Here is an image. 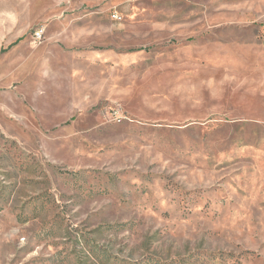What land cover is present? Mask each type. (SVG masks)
<instances>
[{
    "label": "rangeland",
    "instance_id": "obj_1",
    "mask_svg": "<svg viewBox=\"0 0 264 264\" xmlns=\"http://www.w3.org/2000/svg\"><path fill=\"white\" fill-rule=\"evenodd\" d=\"M21 6L0 51V264H264V0ZM63 24L94 37L62 43L74 57L104 56L54 64Z\"/></svg>",
    "mask_w": 264,
    "mask_h": 264
},
{
    "label": "crops",
    "instance_id": "obj_2",
    "mask_svg": "<svg viewBox=\"0 0 264 264\" xmlns=\"http://www.w3.org/2000/svg\"><path fill=\"white\" fill-rule=\"evenodd\" d=\"M99 1L101 2L102 0H86V2L90 4H92V2L96 3ZM109 2L110 4H112L113 7L122 8L123 6L131 5L133 0H109ZM21 19V0H0V51H4L6 49L5 47H17L22 41L24 31ZM77 30H80L79 28H77V26L63 24L57 27L56 29L54 28L50 31L51 35L48 38L52 39L53 44L57 46L56 51H58L60 54V56L53 57L54 60L52 62L54 64H61L60 62L62 61V59L66 57L70 59L69 64H72V60H74V58L80 59L81 62H97L100 58L104 56V54L101 53V50L99 48L94 47L93 50H91L88 54H80V51H77V53H75L76 57H74L71 51L63 47L61 45L62 43H66L68 44V46H72L76 43L82 42L84 40L82 37H89L91 39L94 38H92V34L84 36L79 35L76 33Z\"/></svg>",
    "mask_w": 264,
    "mask_h": 264
},
{
    "label": "built area",
    "instance_id": "obj_3",
    "mask_svg": "<svg viewBox=\"0 0 264 264\" xmlns=\"http://www.w3.org/2000/svg\"><path fill=\"white\" fill-rule=\"evenodd\" d=\"M44 34H45V27H39V28H36L33 32V37L34 39H36L37 41H41L43 40L44 38Z\"/></svg>",
    "mask_w": 264,
    "mask_h": 264
}]
</instances>
